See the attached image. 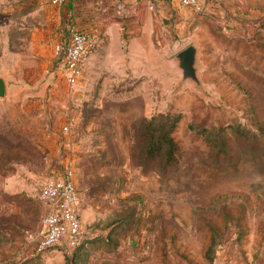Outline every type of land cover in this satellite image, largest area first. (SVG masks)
I'll return each mask as SVG.
<instances>
[{"label":"rangeland","instance_id":"374dc122","mask_svg":"<svg viewBox=\"0 0 264 264\" xmlns=\"http://www.w3.org/2000/svg\"><path fill=\"white\" fill-rule=\"evenodd\" d=\"M176 1L91 14L70 84L74 6L0 0V264H264V0ZM189 44L200 89L173 71ZM68 172L78 245L37 251L41 187Z\"/></svg>","mask_w":264,"mask_h":264},{"label":"built area","instance_id":"2783aa9c","mask_svg":"<svg viewBox=\"0 0 264 264\" xmlns=\"http://www.w3.org/2000/svg\"><path fill=\"white\" fill-rule=\"evenodd\" d=\"M50 1L52 4L61 5L66 0ZM177 1L184 7L201 10L199 0ZM100 43L101 39L94 32L74 31L67 42L55 46L54 53L61 59V71L68 83L73 84L79 79L85 63L96 52ZM41 198L47 208L41 216L42 234L36 242V250L44 251L61 243L70 247L77 246L80 223L71 173L46 180L41 187Z\"/></svg>","mask_w":264,"mask_h":264},{"label":"water","instance_id":"95a60500","mask_svg":"<svg viewBox=\"0 0 264 264\" xmlns=\"http://www.w3.org/2000/svg\"><path fill=\"white\" fill-rule=\"evenodd\" d=\"M199 52L200 49L195 44H189L172 57L173 71L179 74L178 88L186 84H191L197 89L201 88L198 61ZM5 92V82L0 77V98L5 96Z\"/></svg>","mask_w":264,"mask_h":264},{"label":"crops","instance_id":"0c3cea01","mask_svg":"<svg viewBox=\"0 0 264 264\" xmlns=\"http://www.w3.org/2000/svg\"><path fill=\"white\" fill-rule=\"evenodd\" d=\"M80 1L83 0H66L65 4H63V9H67L70 5H73L75 8V5ZM85 2L86 5L83 8H80V11L75 12V9L73 8V14H75L73 16L76 27L75 31L94 32L95 30L90 29V24L93 23L90 18L91 14L101 11L120 13L122 7L128 6L130 3L133 4L134 0H85ZM83 18L85 19L84 21L81 20Z\"/></svg>","mask_w":264,"mask_h":264}]
</instances>
